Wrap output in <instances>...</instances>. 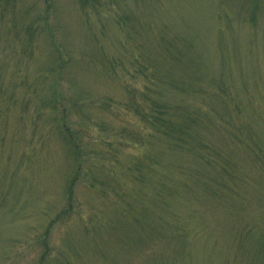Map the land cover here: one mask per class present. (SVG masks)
I'll list each match as a JSON object with an SVG mask.
<instances>
[{
	"label": "rangeland",
	"instance_id": "rangeland-1",
	"mask_svg": "<svg viewBox=\"0 0 264 264\" xmlns=\"http://www.w3.org/2000/svg\"><path fill=\"white\" fill-rule=\"evenodd\" d=\"M162 37L188 47L207 80L221 73L226 77L233 119L250 125L264 149V0H0V84L5 96L0 108V264H34L41 252L38 240L73 169L64 141L50 136L54 118L62 115L59 109L68 111L69 106L66 123L86 146L74 185V214L51 233L54 264H61L58 250L64 242L80 250L79 264H137L134 247L123 246L115 234L106 236L102 223L119 219L117 209L127 201L113 193L108 198L114 202L105 200L103 192H128L131 213L143 205L154 207L156 176L148 174L146 185L139 186L126 172L140 149L121 127L134 128L139 121L120 102L123 87H145L143 76L133 72L132 53L139 46L159 48ZM84 53L111 59L118 82L98 78ZM60 59L69 61L71 87L63 76L40 71ZM50 87H56L61 107L38 114V101L51 97ZM74 95L81 97L77 103ZM161 96L175 94L163 91ZM204 97L201 92L184 98L204 105ZM245 157L242 181L230 182L229 197L211 199L195 191V198L173 197L172 211L164 209L168 218L173 212L184 219L190 230L180 264H264V164H256L251 153ZM160 160V171L170 172L171 159L165 154ZM102 174L113 177L111 187L102 186ZM175 174L171 178L179 191ZM85 223L101 229L99 239L84 232ZM118 234L125 233L119 229ZM5 257H10L6 263Z\"/></svg>",
	"mask_w": 264,
	"mask_h": 264
},
{
	"label": "trees",
	"instance_id": "trees-1",
	"mask_svg": "<svg viewBox=\"0 0 264 264\" xmlns=\"http://www.w3.org/2000/svg\"><path fill=\"white\" fill-rule=\"evenodd\" d=\"M161 42L163 44L159 48L148 49L139 46L138 50L132 53L133 72L143 76L145 87H123L124 100L120 102L126 109L131 110L139 121V126L134 128L121 127L128 132L131 142L140 149L126 165V172L129 173L127 175L131 174L134 183L139 186L146 185L148 174L150 178L156 176L152 188L154 207L143 205L140 211L131 213V202L125 197L128 192H108L105 188L103 192L105 200L113 201L108 198L113 193L115 197L121 196L122 201H127L121 210L117 209L119 219L110 220V223H104L102 219V223L106 225V236L115 234L123 246L134 247L137 264H180L190 230L180 216L172 212L168 218L163 214L164 209L168 210L170 207L173 197L195 198V191L199 196L211 199L229 197L226 194H229L230 182L233 185L242 181L239 173L245 172L241 162L242 159L246 162L247 153H251L256 164H264V149L254 129L246 123L238 124L233 119L232 110L228 106L233 96L230 94V84L227 83L226 77L221 73V76L211 75L207 80L206 71L190 59L192 51L187 49L188 47L173 45L163 37ZM83 58H88L91 62L90 65L98 78H103L108 83L118 82V73L111 59L103 58L101 53L99 58H92L90 54L84 53ZM68 64L66 59H60L58 63L48 68L43 67L40 71L63 76V81L71 87L72 83L67 76ZM51 90L50 98L39 99L38 114L43 109L54 110L61 107L56 87H50ZM163 91L173 92L175 97L165 99L161 96ZM201 92L206 99L204 105H194L184 98L196 96V93ZM3 95L4 88L0 84V108L1 103L5 101ZM80 98L71 96L73 103H77ZM83 106L85 105H79L81 110H84ZM59 111L62 115L60 119L54 118L56 123L50 136L60 137L64 141L73 169L66 175L61 203L49 217V222L38 240L41 252L34 264H54L57 261V258L51 255V233L57 223L68 220V217L74 214V185L81 169L79 158L86 146L66 123L67 117L71 115V106L68 111L67 108H60ZM1 115L0 112V122L3 120ZM215 115L219 118V123ZM19 117L21 118L20 115ZM34 126L38 128V125ZM1 128L0 124V132ZM91 148L93 150L95 147ZM103 150L104 148L102 154ZM108 151L113 153L112 149ZM165 154L171 159L168 166L170 172L167 171L166 174L160 171V156ZM174 172L177 176L174 179L181 184L179 191L178 187L173 186L176 183L171 178ZM111 181L113 177L102 174V186L111 187ZM164 191L169 193L164 194ZM232 194L237 195L236 192ZM150 213L153 214L150 216ZM84 229L85 233L91 232L96 240L99 239V227L90 229L85 223ZM119 229L125 233L124 236H119ZM104 230L102 229V244L107 243ZM247 230L242 231L247 234ZM58 252L61 264H72L76 261L79 264L82 258L80 250L73 244L64 242ZM102 255L106 256L103 252ZM9 259L10 257H5L2 261L6 263Z\"/></svg>",
	"mask_w": 264,
	"mask_h": 264
}]
</instances>
